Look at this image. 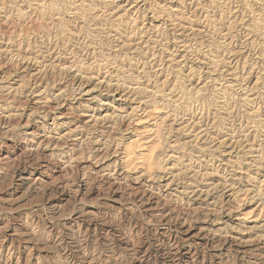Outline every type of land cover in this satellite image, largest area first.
I'll return each instance as SVG.
<instances>
[{"label": "rangeland", "instance_id": "rangeland-1", "mask_svg": "<svg viewBox=\"0 0 264 264\" xmlns=\"http://www.w3.org/2000/svg\"><path fill=\"white\" fill-rule=\"evenodd\" d=\"M0 264H264V0H0Z\"/></svg>", "mask_w": 264, "mask_h": 264}, {"label": "bare ground", "instance_id": "bare-ground-1", "mask_svg": "<svg viewBox=\"0 0 264 264\" xmlns=\"http://www.w3.org/2000/svg\"><path fill=\"white\" fill-rule=\"evenodd\" d=\"M33 67V66H32ZM27 69V68H26ZM44 108V107H43ZM34 135V134H33ZM47 145V144H46ZM4 146V145H3ZM45 146V145H44ZM33 159V156H32ZM8 164V163H7ZM46 166V165H45ZM47 167V166H46ZM30 168V167H29ZM27 170V169H26ZM25 171V170H24ZM23 179V178H22ZM29 180V179H28ZM34 182V181H33ZM36 184V183H35ZM146 192V191H145ZM143 194V193H142ZM43 206V205H42ZM56 217V216H55ZM80 217V216H79ZM96 221V220H95ZM80 225V224H79ZM5 232V231H4ZM172 232V231H171ZM189 232V231H188ZM182 233V232H181ZM20 235V234H19ZM263 237V236H262ZM195 238V237H194ZM86 241V240H85ZM219 243V242H218ZM207 244V243H206ZM98 246V245H97ZM177 253V252H176ZM247 253V252H246ZM70 255V254H69ZM233 255V254H232ZM186 262V261H185ZM188 262V261H187Z\"/></svg>", "mask_w": 264, "mask_h": 264}]
</instances>
